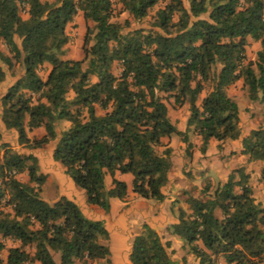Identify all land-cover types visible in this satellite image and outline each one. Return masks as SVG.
I'll return each instance as SVG.
<instances>
[{
	"label": "trees",
	"instance_id": "1",
	"mask_svg": "<svg viewBox=\"0 0 264 264\" xmlns=\"http://www.w3.org/2000/svg\"><path fill=\"white\" fill-rule=\"evenodd\" d=\"M158 2L0 0V45L7 50L0 62L12 78L0 95V122L25 150L1 142L0 133V237L19 242L6 248L0 241V251L6 250L0 264H92L110 254L102 243L109 239L103 222L87 218L64 196L52 203L40 196L46 175L33 150L49 145L51 160L86 202L107 213L110 198L127 195L116 172L133 177L137 196L164 199L171 149L163 138L176 134L186 142L192 126L201 153L210 139L220 148L239 138L230 86L242 81L248 100L264 103V0ZM78 12L85 21L83 58L63 59L65 29ZM121 13L128 17L114 20ZM249 40L259 44L254 60L246 57ZM4 78L0 65V83ZM170 103L187 106L185 132L170 122ZM61 121L68 125L58 130ZM37 128L43 135L30 138ZM241 145L249 161L264 164V126L252 129ZM260 178L264 182V167ZM201 194L187 198L189 211L179 208L169 227L194 263L173 259L170 242L147 224L132 241L129 263L264 264V204L253 197L243 168L215 187L206 183Z\"/></svg>",
	"mask_w": 264,
	"mask_h": 264
},
{
	"label": "crops",
	"instance_id": "2",
	"mask_svg": "<svg viewBox=\"0 0 264 264\" xmlns=\"http://www.w3.org/2000/svg\"><path fill=\"white\" fill-rule=\"evenodd\" d=\"M88 24L91 25L92 23L88 21ZM74 25H78L77 29H79V31L83 30L85 21L81 12H78L73 20L67 24L65 29L66 34H68V30H70ZM68 47H70V42H68L65 46V54L61 58L80 60L77 57L74 58L72 56V51H66ZM0 52L7 54V50L2 44L0 45ZM0 65L5 71V78L0 83L1 95L11 84L12 78L9 76L5 65L1 62ZM45 66L47 67V72L49 70V66ZM227 91L228 95L234 99L238 105L240 119L239 138L235 140L227 139L223 141L220 143V148H218L219 142L215 139H210L206 150L203 153L199 150L201 144L200 137L193 132L192 126H190L186 132V142H183L181 137L176 134L163 138L162 142L171 149V168L168 173V182L162 189L164 194V199L162 201L144 199L137 196L132 190L133 177L130 174H121L116 172L114 177L126 184L127 195L123 200L110 198L109 211L105 213L98 206L88 204L86 202L84 192L75 187L72 181L64 175L63 168L58 163L54 162L61 167L63 179L57 182V194L51 195L50 198L53 201H50V203L58 200L61 196H64L73 201L87 218L100 220L108 230L109 239L102 241V243L107 245L110 252L108 260H97L92 264H97L96 262H100V264H130L128 260L130 247L134 237L142 232L143 224H147L160 236H162L164 240L171 242V249L177 250L176 254L181 251L179 254L180 258L178 257L179 259H173L177 261L180 260L181 257H184L188 263H194L195 259L193 255L187 252V248H183V242L178 236L172 235L169 232V227L177 222V211L179 208H182L187 212L189 211L188 204L186 202L189 196L198 198L201 196V189L206 183H211V185L222 183L226 180L228 174L237 168H243L244 173L248 175V184L251 187L253 197L256 201L264 204V182L261 181L260 178L261 169L264 167V164L259 160L249 161L248 156L242 153L243 148L241 145V139L248 136L252 129L260 126L261 122L256 120L257 116L259 118V116L264 113V103L249 101L246 91L242 87V81L236 82L234 85L230 86ZM202 97L203 94L200 95L199 101ZM241 99L245 100L243 107H241ZM177 107H180V109L185 108L183 116L177 118L173 115L170 116L168 112V118L177 131L185 132L187 128L186 120L188 116L187 106L183 105ZM247 108H249L248 111H245ZM253 113H255L256 116H252ZM67 125L68 123L65 121L59 122L58 130L65 128ZM262 126H264V124H262ZM0 133L1 142L7 143L14 150L21 151V146L17 143V135L15 131L5 129L0 122ZM43 133V128H37L29 132L28 135L30 138H39L43 135ZM189 144L190 147H188ZM45 147H49L50 153V146L46 145L43 148ZM34 151L35 150L32 152L35 155ZM1 156L2 151L0 152V158ZM199 161L202 165H200ZM215 166L220 169L216 171ZM188 167L191 173L185 174L184 171L185 169H188ZM20 175L25 176L26 178V180L21 181H27L26 174ZM20 175H18V179ZM202 177H204V179ZM198 178H202L203 182L200 180L199 183V180L197 181ZM45 183H48V181L45 180ZM45 183L42 190L46 187ZM104 185L106 189H110L112 187L111 177L108 174L104 177ZM43 199L46 200L47 198ZM217 215H219L218 212ZM0 241L6 248L19 245L18 241L3 239L1 237ZM0 252V259L4 260L6 257V250L4 249ZM53 257L56 261L58 260V254H53ZM73 264L82 263L75 260ZM220 264L225 263L220 260Z\"/></svg>",
	"mask_w": 264,
	"mask_h": 264
},
{
	"label": "rangeland",
	"instance_id": "3",
	"mask_svg": "<svg viewBox=\"0 0 264 264\" xmlns=\"http://www.w3.org/2000/svg\"><path fill=\"white\" fill-rule=\"evenodd\" d=\"M116 5H118V0H112ZM166 2V0H159L158 2V6H162L164 5V3ZM127 13H121L119 14L118 16L115 17L114 20L118 21V22H123L126 18H127ZM148 19H145L142 24L147 27V21ZM78 25H74L70 30H68V39L70 42V47H68L66 49V51H72V56L74 58H78V59H82L83 58V52H82V42H83V36H84V33H85V25L83 27V30L79 31V29H77ZM259 48V44L257 42H253L251 40H249L248 42V45L246 47V57L247 59H250V60H254L255 57H256V51L258 50ZM85 65V64H84ZM113 73L116 74V75H119L120 73V65L118 63H115L113 65ZM241 102V107L244 106L245 104V100L244 99H241L240 100ZM249 108L245 109V111H248ZM168 112L170 114V116H175L177 118L183 116V114L185 113V108H181L180 107H177L176 105H173L172 103H170L168 105ZM256 114L253 113L252 116ZM256 121H260L261 124L260 126H262V124H264V113H262L261 116H257V120ZM244 124V123H243ZM21 151L25 152V150L21 147L20 148ZM37 159H38V163H39V167H40V171L46 175V181H48V183H45L46 184V187L41 191L40 193V196L42 198H47L46 200L48 202L50 201H53L50 197L52 194H57V182L58 181H61L63 179V174H62V170H61V167L54 163L52 160H51V157H50V153H49V147H45V148H42V149H39V150H35L34 151ZM200 165H202V163L199 161ZM216 168V171H218L220 168L215 166ZM185 174H189L191 173V171L189 170V167L188 169H185L184 171ZM218 173V172H217ZM204 179V177H202ZM202 178H198L197 181L199 180V183H200V180H202ZM19 179L20 180H26L25 176H19ZM203 182V180H202ZM211 184V183H210ZM216 184H212L213 187H215ZM202 196V194H201ZM201 196H199L198 198H202ZM169 251H171V255L173 258H177L179 259V254L181 253V251L177 253V250H173L171 249V242H170V248H169ZM1 253V252H0ZM179 257V258H178ZM179 261V260H177ZM97 264H100V262H96Z\"/></svg>",
	"mask_w": 264,
	"mask_h": 264
},
{
	"label": "built area",
	"instance_id": "4",
	"mask_svg": "<svg viewBox=\"0 0 264 264\" xmlns=\"http://www.w3.org/2000/svg\"><path fill=\"white\" fill-rule=\"evenodd\" d=\"M3 206H4V202L1 201V202H0V210L3 208Z\"/></svg>",
	"mask_w": 264,
	"mask_h": 264
}]
</instances>
